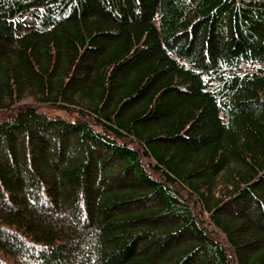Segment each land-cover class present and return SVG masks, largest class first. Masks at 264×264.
<instances>
[{"label":"trees","instance_id":"obj_1","mask_svg":"<svg viewBox=\"0 0 264 264\" xmlns=\"http://www.w3.org/2000/svg\"><path fill=\"white\" fill-rule=\"evenodd\" d=\"M0 264H264V0H0Z\"/></svg>","mask_w":264,"mask_h":264}]
</instances>
